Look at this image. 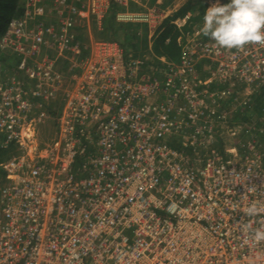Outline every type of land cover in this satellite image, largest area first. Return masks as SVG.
Segmentation results:
<instances>
[{"label": "built area", "instance_id": "built-area-1", "mask_svg": "<svg viewBox=\"0 0 264 264\" xmlns=\"http://www.w3.org/2000/svg\"><path fill=\"white\" fill-rule=\"evenodd\" d=\"M159 2L23 0L8 20L0 148L15 153L0 162V264H264L252 236L264 229V144L243 157L215 147L264 88V47L217 49L200 27L177 38L178 60L148 66L116 41L77 39L111 6L153 36ZM217 2L229 0L207 7Z\"/></svg>", "mask_w": 264, "mask_h": 264}, {"label": "trees", "instance_id": "trees-1", "mask_svg": "<svg viewBox=\"0 0 264 264\" xmlns=\"http://www.w3.org/2000/svg\"><path fill=\"white\" fill-rule=\"evenodd\" d=\"M18 0H0V35L4 32L6 28L7 21L11 17H20L22 15V2H17ZM152 1V0H151ZM154 1V0H153ZM152 1V2H153ZM187 2H191L188 0ZM190 3L186 4L183 9H188ZM138 7L130 6L129 9H137ZM197 11H189L191 15L188 16L185 23L177 28L175 25L169 22V19L166 18L158 30L160 29L158 35L152 38V46L149 51L154 55V62L147 60L146 64L149 66L157 65L159 62L156 61V57H163L166 60L176 61L180 57V46L177 42V38L182 33L192 32L194 29H197L201 26L203 22V15L205 11V4L200 3L197 7ZM120 8L117 6H111L106 17L104 18L100 28H93L94 37L99 40H112L116 41L123 50L125 59H135L143 57L144 51L150 57L148 49V40H147V28L141 24L135 23H119L115 21V12ZM175 17V15L173 16ZM85 31H79L77 39L83 42L85 40ZM167 39V40H166ZM16 61L8 57L6 54L0 53V69H5L6 71H11L14 68ZM61 71L67 75L71 74L73 70L69 69L66 63L62 64V67L59 68ZM264 107V88L261 89L259 95L255 98L251 110H255L257 118L263 116L262 108ZM244 121H247L249 117L243 116L241 118ZM261 136V137H260ZM259 137L264 140V131L259 134ZM223 139H219L216 142V149L220 148ZM258 142H261L258 141ZM171 146L174 148L179 147V140L174 139L170 142ZM260 144V143H259ZM244 150L245 147L243 146ZM224 149V148H223ZM247 150V147H246ZM15 153L13 147L7 149L0 148V162L9 158ZM2 178V173L0 171V179Z\"/></svg>", "mask_w": 264, "mask_h": 264}, {"label": "clouds", "instance_id": "clouds-1", "mask_svg": "<svg viewBox=\"0 0 264 264\" xmlns=\"http://www.w3.org/2000/svg\"><path fill=\"white\" fill-rule=\"evenodd\" d=\"M200 32L214 41L217 49L240 51L251 45L264 47V0L217 2L206 9ZM260 212L254 203L244 210L249 217ZM252 236L257 243L264 241V229L255 230Z\"/></svg>", "mask_w": 264, "mask_h": 264}, {"label": "rangeland", "instance_id": "rangeland-1", "mask_svg": "<svg viewBox=\"0 0 264 264\" xmlns=\"http://www.w3.org/2000/svg\"><path fill=\"white\" fill-rule=\"evenodd\" d=\"M17 2H23V0H18ZM207 2L208 0H191V2H188L190 3V7L188 8L190 11H197V6L200 4V3H204L205 4V11L206 9L208 8L207 6ZM148 3V2H146ZM204 11V13H205ZM108 13V12H107ZM107 15V14H106ZM191 15V14H189ZM189 15H185V16H182V17H179V16H175L173 17L171 24L175 25V24H179V25H182L186 19L188 18ZM184 20V22H183ZM203 23L201 24L200 27H202ZM199 27V28H200ZM93 28H97L98 27L95 25V23H90L89 24V27L88 29L85 28V40L83 41V44L85 45H89L92 41H95V40H99V39H96L94 37V32H93ZM149 33V32H148ZM147 33V40H148V49L147 51H149V49H151V46H152V42H153V39L154 37H156V35H158L157 31L156 33L153 35V36H150L151 33L148 34ZM149 35V37H148ZM167 40V39H166ZM149 54H150V57L149 55L147 54L146 51H144V57L148 58L150 62H154V55L149 51ZM207 73L205 71L201 72V78H203ZM245 111H248V110H245ZM247 117H249V119L247 121H244L242 120L241 116H235L234 118H231L232 121H234L235 123H243V129L242 130H239L238 132H235L234 134L232 135H226L225 136V139L222 141L221 145H219L220 148H217V151L220 153V154H225L224 152V149L223 148H226V149H231L232 152L235 154V156H239V157H243V155H245V150L243 148V146L247 143V142H255L256 144H264V140H262L260 137H259V134L262 132V130L264 131V121L263 120H260L259 118H257V115L255 114V110H251L249 109V112H247ZM261 130V131H259ZM52 124L50 122H48L47 124H45L41 130H40V137L44 139V137H50L51 134H52ZM261 142H258L260 141ZM257 147H259L257 145ZM230 152V151H229Z\"/></svg>", "mask_w": 264, "mask_h": 264}, {"label": "crops", "instance_id": "crops-1", "mask_svg": "<svg viewBox=\"0 0 264 264\" xmlns=\"http://www.w3.org/2000/svg\"><path fill=\"white\" fill-rule=\"evenodd\" d=\"M154 1H158V0H154ZM159 1H161V2H159L160 3L159 6L161 8H163V10H165L166 18H171V19H169V22L172 21L174 15L182 17V16L190 14L188 9H185V10L183 9V7L186 4H188V2H187L188 0H159ZM245 110H248V111H245ZM247 112H249L248 107L243 110L244 115L240 114V115H237V116H241V117L246 116Z\"/></svg>", "mask_w": 264, "mask_h": 264}, {"label": "bare ground", "instance_id": "bare-ground-1", "mask_svg": "<svg viewBox=\"0 0 264 264\" xmlns=\"http://www.w3.org/2000/svg\"><path fill=\"white\" fill-rule=\"evenodd\" d=\"M216 145V144H215Z\"/></svg>", "mask_w": 264, "mask_h": 264}]
</instances>
